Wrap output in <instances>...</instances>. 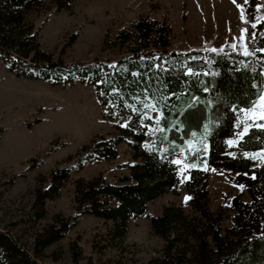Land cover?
Returning a JSON list of instances; mask_svg holds the SVG:
<instances>
[{
    "label": "rangeland",
    "instance_id": "obj_1",
    "mask_svg": "<svg viewBox=\"0 0 264 264\" xmlns=\"http://www.w3.org/2000/svg\"><path fill=\"white\" fill-rule=\"evenodd\" d=\"M248 1L71 0L69 7L55 9L58 1L43 0L25 12L24 23L36 30L39 49L50 53L61 65L95 58L114 61L129 53L133 44L121 45L115 37L120 29L130 27L141 17L170 25L167 50L206 46L231 52L245 48ZM255 8V19L249 25L252 31L262 33L257 23L264 19V0H258ZM0 48V231L9 232L30 255L45 264H149L162 256L165 244L149 217L163 214L167 223L162 222L161 229L170 238L181 234L176 253H190L195 244L193 234L204 224L203 217L186 199L191 197L186 181L193 168L206 173L209 211L220 212L222 228L233 225L229 200L238 195L248 201L249 196L246 188L235 181L233 172L209 167L202 159L208 154L207 118L202 117L198 129L185 133L189 112L182 113L178 124L172 119L170 128H165L160 125V109L141 99L140 111L153 122L146 145L159 154L174 153L179 183L150 200L143 214L131 216L125 229L78 211L75 181L102 175L115 182L130 175L129 163L134 160L131 148L123 141L115 159L95 157L92 139H106L118 133L109 117L112 110L101 105L98 82L79 77L67 79L57 71L52 78L43 79L36 75L34 65L22 68L29 77L17 75L10 70L11 59L5 51L8 48ZM260 98L251 109L241 111L227 139L229 154L234 153L245 128H264ZM165 105L171 108L168 103ZM229 141L236 143L229 145ZM240 152L264 163V149ZM60 168L69 169L68 178L56 193L39 199L50 184L51 173ZM64 221L70 224L64 236L43 246L40 241L48 227Z\"/></svg>",
    "mask_w": 264,
    "mask_h": 264
},
{
    "label": "trees",
    "instance_id": "obj_2",
    "mask_svg": "<svg viewBox=\"0 0 264 264\" xmlns=\"http://www.w3.org/2000/svg\"><path fill=\"white\" fill-rule=\"evenodd\" d=\"M42 1L0 0V46L8 48L5 51L11 59L10 70L29 77L23 69L34 65L36 75L43 79L52 78L57 71L64 73L67 79L79 77L90 83L98 82L101 105L104 108L108 105L112 110L109 117L118 133L106 139H92L95 157L115 159L118 145L123 141L133 153L128 176L115 182L107 181L102 175L90 179L80 177L75 181L78 211L112 221L117 228L125 229L131 216L143 214L150 200L179 183L174 153L159 154L146 145L153 122L140 111L142 102L138 99L151 101L160 109V125L165 128H170L172 119L178 124L181 114L189 112L186 133L191 128L198 129L205 116L208 154L202 159L209 167L233 172L235 181L246 188L249 200H242L238 195L229 200L233 225L222 228L220 212L211 213L207 207L206 173L191 169L186 181L190 203L204 219L201 230L193 234L194 248L190 253L177 254L176 243L181 234L170 238L160 226L162 222L167 223L165 215L150 216L154 231L165 244L162 256L149 264H264V163L240 152L264 149V128L250 127L236 143L234 153L229 154L227 149V139L241 111L251 109L264 88V19L257 23L262 33L252 31L249 25L255 19L258 0H249L246 5L243 50L223 52L206 46L167 50L172 32L170 25L166 21L141 17L116 34L119 44H133L129 53L114 61L95 58L69 65L59 64L50 53L40 50L36 30L24 23L25 12ZM56 1L55 9L67 8L71 2ZM19 68H23L22 71ZM68 172V168L53 171L50 184L39 194V199L56 193L68 178ZM69 228L66 221L49 226L40 243L47 246L57 242ZM0 264L45 263L30 255L9 232L0 231Z\"/></svg>",
    "mask_w": 264,
    "mask_h": 264
},
{
    "label": "snow or ice",
    "instance_id": "obj_3",
    "mask_svg": "<svg viewBox=\"0 0 264 264\" xmlns=\"http://www.w3.org/2000/svg\"><path fill=\"white\" fill-rule=\"evenodd\" d=\"M253 26H255V25H253ZM245 54H248V53L246 52ZM260 106L264 107V96H261V98H260ZM260 119L264 120V113H261ZM246 133H247V128L244 129V132L241 133V135H244ZM228 143H229V145H233L236 142L235 141H229ZM261 158L264 159V153H261ZM186 199H191V197H188Z\"/></svg>",
    "mask_w": 264,
    "mask_h": 264
}]
</instances>
